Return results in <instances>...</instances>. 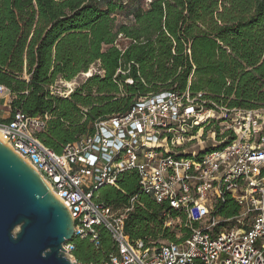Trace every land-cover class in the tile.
<instances>
[{
    "label": "trees",
    "instance_id": "obj_1",
    "mask_svg": "<svg viewBox=\"0 0 264 264\" xmlns=\"http://www.w3.org/2000/svg\"><path fill=\"white\" fill-rule=\"evenodd\" d=\"M95 65L69 96L52 92ZM0 86L10 95L0 123L48 115L37 138L56 154L161 91L201 93L210 108L264 110V0H0ZM95 197L115 211L135 198L124 222L132 242L151 247L190 234L178 229V240L164 227V211L178 214L143 194L135 172ZM236 213L231 200L219 208L225 218ZM97 236L71 241L76 264L106 263L114 244L103 228Z\"/></svg>",
    "mask_w": 264,
    "mask_h": 264
},
{
    "label": "built area",
    "instance_id": "obj_2",
    "mask_svg": "<svg viewBox=\"0 0 264 264\" xmlns=\"http://www.w3.org/2000/svg\"><path fill=\"white\" fill-rule=\"evenodd\" d=\"M6 91L0 86V95ZM207 104L188 89L150 94L126 113L97 121L91 134L60 154L37 138L48 115L16 113L0 123V142L66 207L74 238L95 242L97 229L106 230L114 251L105 264H264V110ZM206 129L208 152L200 142ZM196 141L200 150L189 152L187 145ZM126 172L137 174L143 194L178 214L164 211V227L187 229V238L151 247L130 241L124 222L135 198L117 211L95 200L99 189L116 188ZM226 200L237 207L229 218L219 215ZM63 248L70 260L71 242Z\"/></svg>",
    "mask_w": 264,
    "mask_h": 264
},
{
    "label": "water",
    "instance_id": "obj_3",
    "mask_svg": "<svg viewBox=\"0 0 264 264\" xmlns=\"http://www.w3.org/2000/svg\"><path fill=\"white\" fill-rule=\"evenodd\" d=\"M72 218L41 176L0 142V264H76Z\"/></svg>",
    "mask_w": 264,
    "mask_h": 264
},
{
    "label": "rangeland",
    "instance_id": "obj_4",
    "mask_svg": "<svg viewBox=\"0 0 264 264\" xmlns=\"http://www.w3.org/2000/svg\"><path fill=\"white\" fill-rule=\"evenodd\" d=\"M117 19L120 20L119 17H117ZM97 66H92L90 67L89 71L85 74H80L78 76H76L72 81L70 82H65L63 80H58L54 86L51 88L52 92L56 95V96H60V97H67L69 96V94L75 90V88L81 86V84L91 75L95 74L97 72ZM73 89V90H72ZM72 90V91H71ZM4 97H9V93L6 91L4 93H2L0 95V120H5L9 117L10 115V108H9V104L7 102L3 103L1 102V99H3ZM209 136V129H206L204 131V133L202 134V138L200 140V142L203 143V147L206 150L210 144V140L207 139V137ZM187 150L189 152H193V153H197L200 150V145L196 142H192L190 144L187 145ZM178 229H181L180 227H176L174 230L176 231V234H180V231ZM162 243H165V241H162ZM75 262V261H73ZM76 263V262H75Z\"/></svg>",
    "mask_w": 264,
    "mask_h": 264
},
{
    "label": "crops",
    "instance_id": "obj_5",
    "mask_svg": "<svg viewBox=\"0 0 264 264\" xmlns=\"http://www.w3.org/2000/svg\"><path fill=\"white\" fill-rule=\"evenodd\" d=\"M1 102H3V103L7 102L9 104L10 96L9 97H4L3 99H1Z\"/></svg>",
    "mask_w": 264,
    "mask_h": 264
},
{
    "label": "bare ground",
    "instance_id": "obj_6",
    "mask_svg": "<svg viewBox=\"0 0 264 264\" xmlns=\"http://www.w3.org/2000/svg\"><path fill=\"white\" fill-rule=\"evenodd\" d=\"M72 90H73V89H72ZM72 90H71V91H72ZM70 260H71L72 262L75 261V259H74L73 257H70Z\"/></svg>",
    "mask_w": 264,
    "mask_h": 264
}]
</instances>
